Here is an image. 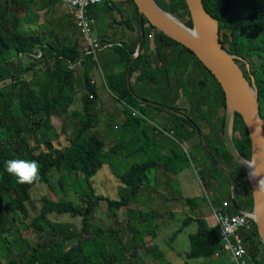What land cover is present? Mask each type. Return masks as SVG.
Returning <instances> with one entry per match:
<instances>
[{
	"label": "trees",
	"instance_id": "obj_1",
	"mask_svg": "<svg viewBox=\"0 0 264 264\" xmlns=\"http://www.w3.org/2000/svg\"><path fill=\"white\" fill-rule=\"evenodd\" d=\"M57 1L44 0V5L41 3L40 9L52 10ZM36 2L37 0H0V83L9 77L11 79L9 85L0 88V240L9 252L12 248L17 250V253L13 252L5 264H147L141 261L142 253L149 255L157 249L156 247L146 249L147 241L155 236L156 228H158V225H155L154 229L151 227L156 215L150 212H138L132 206L146 194V181L152 169L160 167L176 174L189 163L174 148H172L170 159L162 163L163 156L152 150L155 146L151 138L154 129L149 130L145 122L143 125L140 119L134 118L129 110L122 112L126 114L130 126L139 127V130L130 138L125 139L121 134L116 136L112 144L107 145L98 134L92 132L94 125L91 107L96 100L97 92L90 80V70L95 66V60L91 56L84 59L82 108H74L75 98L72 95L74 72L66 66L61 57L71 61L78 60L81 57L80 41L70 40V35L62 37L58 34L54 35L56 32L52 27L54 23L49 18L52 14H44V24L40 27V29L48 30L51 36L53 35L50 41L45 39L44 33L27 34L22 31L23 18L29 12L41 11L34 6ZM112 2V0L106 1L107 8L114 7L110 5ZM155 2L186 26L193 27L185 0H155ZM203 3L208 13L218 20L223 47L230 54L242 58V61L237 60V62L240 63L248 79L250 81L251 78L254 79V85L259 92L260 112L264 119L262 114L264 0H203ZM127 4L126 19L116 20V22L135 31L136 35L111 42V49L115 53L113 58L117 57V60L116 62L109 60L104 64L107 72L105 81L116 100L128 99L133 108L146 115V108L133 98L127 86L128 64L136 53L141 39L137 6L133 0H127ZM89 11L93 17L97 18L95 6ZM58 24L62 25V29L66 28L64 27L66 25V31L74 25L76 33H79L74 17L61 19ZM65 30L62 32H66ZM73 33L75 35V31ZM144 33L145 39L140 53L134 59L131 78L138 73L136 82L157 83L159 71L163 68L170 93L178 89V85L184 87L185 95L192 93L189 97L192 105L189 115H186L200 129L199 121L207 120L206 114L210 112L209 110L211 112L215 110L214 104L218 107L220 103L221 108H226L223 89L191 50L157 30L146 19H144ZM79 36L81 38L80 33ZM100 41L104 44L109 40L101 38ZM176 44L186 52L185 57L192 69L198 68L200 73L205 71L209 80L202 76L198 78V82L189 80L190 71L186 69L185 74L188 73L186 78L172 81L173 78L176 79L177 71L182 68L180 63L182 51L175 57V63L168 66L166 60H169L172 52L167 53L164 50ZM38 50L42 52L40 58H23L24 61L31 62L30 66H23V60L15 59L14 56L17 53L36 55ZM169 67L172 68L170 71L167 70ZM36 68L41 70V74ZM26 73L30 74L29 78L24 77ZM204 88H207L212 97L208 107L204 106L203 97L200 94ZM133 91L136 93L134 89ZM215 95L221 97L218 103L213 99ZM161 104L163 107L175 110L173 105L169 106L164 102ZM54 118L62 119L60 132L53 124ZM190 120L173 115L170 128L179 139L189 140L195 134L199 136ZM219 121L217 131L221 134V140L215 137V141L210 143L206 141L203 145L205 139H202V149L206 160L199 166L198 174L205 187L216 192L217 200L213 199L215 205H218L220 197L224 196L223 190L220 189L223 186L220 181L222 180L233 187L235 203L229 213H238V208L252 211V187L247 174L239 167L226 147L222 136L224 115ZM233 128L237 133L233 137L237 152L244 159L250 160L251 145L248 130L238 113L234 115ZM70 129L72 130L69 134ZM63 136L67 144L61 147L59 141ZM165 138L168 140V137ZM127 144L132 146L131 152L126 150ZM226 151L234 163H227L226 160V164L222 165L218 160V154H224ZM137 152L146 153L148 158L144 162L131 165L119 176L127 190L126 196L119 200H112L94 195L92 199L84 200L80 204L44 196L41 199L42 207L39 215L29 224L25 222L28 217L27 203L31 199L32 188L36 184H48L53 170L65 174L60 179V183L64 185L76 172L89 169L91 172L86 176L89 178L104 165L117 169L119 163L128 155ZM12 158H23L37 163L36 176L30 183L19 184L15 177L3 171V162ZM213 179L217 181L216 184H213ZM150 194L149 191L147 196L149 197ZM102 201L106 202L111 218H117L121 209L128 211L129 216L137 215V219L135 218L137 223L134 226L129 219L127 227L132 236L126 243L111 226L101 227L94 223ZM205 201L207 203L206 198ZM186 203L191 209H199L201 205V203L199 205L195 203V199H187ZM51 214L80 218L81 227L77 229L74 225L49 221ZM191 223H196L198 229L189 235L190 250L185 255L188 260L209 259L223 252V242L218 235V230L208 225L205 216H189L182 222V227ZM30 226L34 228L38 236L34 245H30L21 234L23 229ZM181 232L182 229L175 231L170 242ZM243 236L245 245L252 255L253 262L250 264L257 263L259 257L264 255V246L255 223L249 232L243 233ZM158 258L160 259L161 256ZM161 260L162 264H170L164 256Z\"/></svg>",
	"mask_w": 264,
	"mask_h": 264
},
{
	"label": "rangeland",
	"instance_id": "obj_2",
	"mask_svg": "<svg viewBox=\"0 0 264 264\" xmlns=\"http://www.w3.org/2000/svg\"><path fill=\"white\" fill-rule=\"evenodd\" d=\"M107 1V0H106ZM106 1L96 4V15L97 18L94 17L96 23L97 31L101 34L104 31L107 33L106 36L108 37L109 43L115 42L116 40L120 39L119 37L123 36L125 32H128V29L125 26L118 25L116 22L121 20H125L127 17V9L128 4L127 0H112L111 6L114 5L113 8H110L105 4ZM64 5V4H63ZM66 7V6H64ZM55 12L49 16L50 19H53V25L59 26L58 22L60 19H63L65 15L70 17V11L63 10L57 6L54 7ZM165 12L169 13L168 11L164 10ZM57 14L55 19L54 14ZM63 17H62V16ZM72 15V14H71ZM176 18V17H175ZM178 19V18H177ZM64 20V19H63ZM179 20V19H178ZM181 21V20H179ZM182 22V21H181ZM23 26V24H21ZM122 27V28H120ZM188 27V26H186ZM120 28V29H119ZM192 29V27H188ZM22 31H25L23 27L21 28ZM118 32V36L116 37L114 32ZM125 31V32H124ZM74 35V33H72ZM94 34H97L98 38L99 35L96 31ZM77 36V38H75ZM104 38H107V37ZM110 37V38H109ZM74 38L81 41L79 33H75ZM110 44L107 42L104 43L106 46L104 49L100 50L97 53V60L95 61L94 71L96 72V76L100 81H102V86H104V79L107 76V72L105 71V60L107 56H111L113 58L115 53L113 49H111ZM182 47L180 45H171L165 48V52L171 53V56L166 60L168 66H172L176 61V56L181 50ZM170 50V51H169ZM182 57L180 59L181 67L177 71L176 79L173 78L172 81H177L179 78H186L188 76L185 74V70L188 69L190 71V79L194 82H198V78L201 76L206 80H209L206 72L200 73L198 68L192 69V66L188 64V60L185 57L186 52L182 51ZM22 59V58H21ZM19 59V60H21ZM23 66H30V61H24ZM82 67L76 70V74H80L82 78ZM172 68H167L170 71ZM37 72L41 74V70L36 68ZM182 72V73H181ZM171 74V73H170ZM182 74V75H181ZM139 74L133 75L131 78V87L136 91V94L139 96L146 97L153 101H157L158 103L164 102L169 106H175V99H177L176 105L179 107L180 110H183V114L189 115L190 108H191V101L190 96L192 93L185 95L184 87H180L178 85V89L173 90L172 93L169 92L168 89V79L166 78L165 71L163 68L159 71V77L157 83H150L148 81L136 82L134 79H138ZM24 77L29 78L30 74H24ZM136 79V80H137ZM10 77L7 78L2 86H7L10 84ZM83 82V81H82ZM81 83V82H80ZM83 84V83H82ZM82 84L80 86L82 87ZM106 84V83H105ZM193 86V85H192ZM105 87V86H104ZM106 89H108L106 85ZM107 91V90H106ZM109 96L110 94L107 93ZM176 94V95H175ZM203 97L204 106L208 107L209 102L211 101L212 97L208 93L207 88H204L200 93ZM137 95V96H138ZM82 96V95H81ZM259 96V92H258ZM111 99H113L111 97ZM213 99L216 103L221 100L219 95L213 96ZM114 104L119 106L122 111H130L134 118L140 119L138 114L134 113L133 110L128 106L129 102L128 99L126 100H116L115 97L113 99ZM112 101V102H113ZM111 105V103H110ZM74 108H82V97L78 98V103L75 101ZM214 111L206 114L207 120L199 121L201 128L200 131L203 135L197 136L196 134L191 137L189 140L186 139H179L175 134L173 137L178 141L175 142L174 138L165 139L164 136H158L159 142L164 143L167 142L169 145L177 151V153L189 163L187 167H185L182 171L178 173L167 172L160 167L152 169V171L148 174V180L146 181V189H145V196L143 195L144 199H141L143 205V210L140 212L147 213L150 212L155 214L156 217L152 221L151 227L154 229L155 225H158L156 228V234L152 239L147 241L146 249L156 247V251L151 252L149 255H144L142 253V262H147V264H162L161 259L164 253V257L166 258L167 262L170 264H231L230 258L226 252H222L216 255L213 258L209 259H187L185 257L186 253L190 250V241L189 235L195 233L198 229L196 223H191L187 226L182 227V222L189 216H196V217H203L211 218V211L208 208V204L204 199H207V196L210 198L212 196H216V192H212L211 189L204 187V182L200 179L198 174L199 166L203 164L206 160V155L204 150L202 149V139H205L204 143H210L215 141V137L221 140V134L218 133L217 128H219L220 121L219 119L224 115L225 109L220 107V103L218 107L213 105ZM124 109V110H123ZM148 112L150 114H148ZM146 116H143L144 122H153L159 127H165L164 122L157 119L154 116L153 109H146ZM262 114H264V100L262 101ZM57 122H62V119L55 118ZM57 129L61 124L56 123ZM69 131V134L71 133ZM167 131L169 128L166 129ZM137 129L136 126H130L127 130H123L121 133L125 137V139L130 138L136 133ZM116 133L107 134L105 136V142L107 145H110L115 140ZM171 136L172 134L169 133ZM102 135V134H101ZM219 135V136H218ZM234 128L231 129V137L236 136ZM199 137V138H198ZM163 140V142H162ZM61 147H64L67 144V140L63 136L59 141ZM108 147V146H107ZM227 147V146H226ZM228 149V148H227ZM126 150L131 152L133 150L130 144L126 145ZM153 150V149H152ZM227 153V154H226ZM224 154H218V160L221 162L222 165L227 163H234V160L230 157L228 151ZM132 154V153H131ZM156 154V153H155ZM230 157V158H229ZM148 158L147 154L144 152H137L133 155H128L119 165L117 169H112L108 165H104L95 175L86 178L87 175L90 174V170L86 169L80 172H76L72 174V179H70L66 184H61L60 179L63 173L57 172L53 170L50 175V180L48 184H36L31 190V199L27 203L28 209V217H26L25 222L29 224L33 218L39 215L42 207L41 199L44 196L51 197L53 199H63L66 201H72L76 204L82 203L84 200L92 199L94 195H100L112 200H119L122 197L127 195V190L125 186L121 183L119 176L122 175L126 170H128L131 165L136 163H141L146 161ZM162 163L166 162L164 158H162ZM226 167V166H224ZM86 178V179H85ZM223 186L220 188L223 190L224 197L225 196H233V187L229 184H226L224 181L220 180ZM216 180L213 179V184H216ZM149 191L151 192L150 196L151 199L146 196ZM148 199H147V198ZM147 199V200H146ZM187 199H195V203L199 205L201 203L199 209H191L187 205ZM217 200V197H214ZM228 199V197L226 198ZM145 200V201H144ZM222 201V200H221ZM220 201V203H221ZM204 202V203H203ZM219 203V204H220ZM134 206V205H133ZM132 206V207H133ZM131 207V208H132ZM134 209V207H133ZM135 210V209H134ZM137 215L130 214L125 209H121L119 211V215L117 218H111L109 216V211L107 209V205L105 201L101 202L100 209L98 211V215L94 223L97 226L101 227H108L111 226L114 230H117L119 237H122L124 243H126L129 238L132 236L129 230L128 223L129 219L131 220V224L134 226L137 223ZM48 220L52 222H58L68 225H74L77 229L81 227V219L74 218L70 215H57L51 214L49 215ZM15 229V228H14ZM179 229H182V232L178 234L176 238L172 242H170V238L173 233ZM23 238L29 242L30 245H34L37 240L38 236L35 233L33 227H27L21 231ZM111 241V240H110ZM26 249V247H25ZM29 249V248H28ZM27 249V250H28ZM17 253V250L12 248V251L9 252L8 248L4 246L2 240H0V264H5L7 260L10 258L12 253ZM29 252V251H28ZM163 252V253H162ZM162 253V255H161ZM161 256L159 259L158 257Z\"/></svg>",
	"mask_w": 264,
	"mask_h": 264
},
{
	"label": "water",
	"instance_id": "obj_3",
	"mask_svg": "<svg viewBox=\"0 0 264 264\" xmlns=\"http://www.w3.org/2000/svg\"><path fill=\"white\" fill-rule=\"evenodd\" d=\"M139 13L140 35L136 53L129 61L126 80L129 92L133 98L141 103L160 107L159 104L149 102L134 93L131 87V72L134 59L141 50L145 39L144 19L157 30L191 50L202 64L212 73L225 94L226 108L224 117L223 137L226 146L240 168L247 174L253 192L254 221L261 242L264 246V119L259 105L258 89L245 75L237 60L241 57L230 54L222 45L218 20L206 10L203 0H185L193 23L191 32L177 27L167 19V13L155 0H133ZM175 17V16H173ZM177 19V18H176ZM183 23V22H182ZM184 24V23H183ZM185 25V24H184ZM186 26V25H185ZM188 28V27H187ZM189 29V28H188ZM249 69V65H247ZM238 113L248 130L251 145V159L246 160L239 155L231 137L233 119ZM190 120L189 118H187ZM199 136H202L197 125L190 120ZM209 153V151H208ZM244 162L252 164L253 176L249 175ZM234 197V196H233ZM232 197L233 203H235ZM238 212L244 210L238 208Z\"/></svg>",
	"mask_w": 264,
	"mask_h": 264
},
{
	"label": "built area",
	"instance_id": "obj_4",
	"mask_svg": "<svg viewBox=\"0 0 264 264\" xmlns=\"http://www.w3.org/2000/svg\"><path fill=\"white\" fill-rule=\"evenodd\" d=\"M104 1L106 0H58L59 3L68 7L81 35V57L76 61L61 57L66 66L73 72L83 66L84 59L87 56H91L96 61L97 53L106 47L94 34L95 19L89 11L91 7ZM14 56L15 59L40 58L42 52L38 50L36 55L33 53H17ZM3 83H0V88L3 87ZM158 132L166 133L157 127L156 133ZM166 134L171 136L169 133ZM206 200L218 230V235L223 242V252L228 254L231 264L252 263V255L245 245L243 236V233L249 232L253 223H255L252 211L244 210L243 212L229 213L233 205L232 197L222 200L218 205H215L209 196ZM254 264H264V255L260 256L259 261Z\"/></svg>",
	"mask_w": 264,
	"mask_h": 264
},
{
	"label": "crops",
	"instance_id": "obj_5",
	"mask_svg": "<svg viewBox=\"0 0 264 264\" xmlns=\"http://www.w3.org/2000/svg\"><path fill=\"white\" fill-rule=\"evenodd\" d=\"M41 3H43V5H44V0H37V2L35 3L34 6H36V8L40 9V4ZM55 6H57L59 8H62L63 10L69 11V9H68V7L66 5H63V4L59 3L58 1H57V4ZM64 6H66V7H64ZM40 10L41 11L29 12L28 15L23 18V21H22L23 26L22 27H23V29L25 30V32L27 34H35L37 32L41 33V34L44 33L45 34V36H44L45 39L50 41L51 39H53V35L51 36V34L49 33L48 30H45L44 28L40 29V27L44 24V14L45 15H47V14L50 15V14L55 12V9L53 8L52 10H50V9L49 10L48 9H40ZM54 17L56 19V17H57L56 13L54 14ZM66 18H73V15L70 14V17L68 15H65L63 17V19H66ZM96 23L97 22L95 21L94 31H96L98 33L99 39L104 38L107 33L104 31V33L100 34L97 31ZM117 24L121 25L119 23H117ZM52 27L57 32V33L55 32L54 35L58 34L59 37L60 36L62 37L64 35H70L71 36L70 40H72V39L76 40L75 38H77V36H75V38H73L74 36H72L73 35L72 34L73 31H75V33H76V28L74 27V25H73V28H71L68 31L65 30L67 28L66 25H64V27H66L64 29H62L63 28L62 25L52 26ZM120 28H122V27H120ZM64 30L66 32H62ZM119 31L120 30H118L117 32H114V34H116V37L118 36V32ZM95 35L97 36V34H95ZM135 35H136L135 31H132V30L128 29V32H125L123 34V36H121L119 38L120 39H122V37L132 38ZM120 39H118L116 41H119ZM107 43L109 44V41H107ZM110 46H112V44H110ZM109 60L113 61V62H116L117 57H115V59H114V58H111V56H107V59L105 60V63H107ZM83 72H84V70L82 69V72H81L82 75H83ZM136 74H138V73H136ZM136 79H134V81H136ZM90 80H91V83L95 86V89H96V92H97L96 100H95L93 106L91 107L92 113H93V125H94V128L92 129V132L98 134L101 137V139L104 140V141H106L105 140V136L107 134L116 133L115 136L121 135L122 134L121 132L123 130L125 131V130H127L128 127H130V123L127 120L126 114L122 112V110H121V108L119 106H116L114 104V101H113L114 96L109 91V89H106V84H105L106 81H105V79H104V82H105L104 83L105 87H104V86H102V81H100L98 79V77L96 76V72L94 71V67L90 70ZM72 84H73V86H72V95L74 96L75 101H77V103H78V98L82 97L83 94H84V77L82 76V78H81V75L79 73L76 74L74 72V77H73V83ZM80 84H82V87L80 86ZM107 93H109L110 96ZM111 97L113 99H111ZM110 103H111V105H110ZM52 121H53V124L55 125L56 128H57L56 123L61 124V122H57L55 120V118ZM60 128H61V126H60ZM138 128L139 127L136 128L137 131L139 130ZM58 130H59V128H58ZM151 138H152L153 142L155 143V146H153L152 149L155 150L156 152H159V154L163 156L162 158H164L166 161H168L170 159V157H171V151L173 150L172 147L167 142H164V143L159 142L158 143V141H159L158 136H155V135L153 136L152 135ZM162 142H163V140H162ZM167 172H169V171H167ZM204 187H205V185H204ZM214 197L215 196L211 197L212 201H213ZM231 197H232V195H231ZM144 198L141 197V199H144ZM148 198L151 199V197H148ZM226 198H227V196L220 197V201L221 200H225ZM141 199H140V201L137 204H135L133 206L134 209L137 210L138 212L143 210V208H144L143 206H146V205H143ZM205 219H206V222L208 223L209 226H213L214 228H216V225H215V222H214L213 218L211 219V218H207L206 217ZM162 253H161V255H162ZM163 256H164V253H163Z\"/></svg>",
	"mask_w": 264,
	"mask_h": 264
},
{
	"label": "flooded vegetation",
	"instance_id": "obj_6",
	"mask_svg": "<svg viewBox=\"0 0 264 264\" xmlns=\"http://www.w3.org/2000/svg\"><path fill=\"white\" fill-rule=\"evenodd\" d=\"M189 64V63H188ZM141 98H143V99H145V100H147V101H149V102H155V103H157V104H159V106L160 107H157V106H153V105H151V104H145V103H142L143 105H144V107L146 108V109H153L154 110V116L157 118V119H159V120H161L162 122H164V124H165V127H159V126H157L155 123H153V122H151V123H149L148 121L147 122H145V126L149 129V130H152V129H154L153 130V135H155V136H160V135H162V136H166V137H168V138H174L173 137V134H175V132H174V130L172 129L171 130V128H169L170 127V124H171V121H172V117H173V115H177V116H179V117H186V118H189L187 115H184L183 114V110H180L179 109V107L176 105V103L178 102L177 100L175 101V110H173V109H168V108H166V107H163V105L161 104V102L160 103H158L157 101H153V100H151V99H148V98H146V97H143V96H140ZM141 103V102H140ZM130 108H131V110H133V112L134 113H136V114H138V116L140 117V121H141V123L143 124V119H144V117L143 116H146V115H143L141 112H139V110H137V109H135V108H133L130 104L128 105ZM149 106V107H148ZM160 108V109H159ZM124 110V109H123ZM148 114H150L149 112H148ZM224 117H225V113H224ZM144 125V124H143ZM157 127L158 128H160L161 130H163L164 132H166V133H172V136H169V135H167L166 133H163V132H158V133H156L157 132ZM167 128H169V130L167 131L166 129ZM223 136V135H222ZM175 139V138H174ZM223 139H224V137H223ZM175 142H177L178 143V141L175 139L174 140Z\"/></svg>",
	"mask_w": 264,
	"mask_h": 264
},
{
	"label": "clouds",
	"instance_id": "obj_7",
	"mask_svg": "<svg viewBox=\"0 0 264 264\" xmlns=\"http://www.w3.org/2000/svg\"><path fill=\"white\" fill-rule=\"evenodd\" d=\"M3 171L15 177L17 183L26 184L36 176L37 163L33 160L12 158L3 162Z\"/></svg>",
	"mask_w": 264,
	"mask_h": 264
},
{
	"label": "bare ground",
	"instance_id": "obj_8",
	"mask_svg": "<svg viewBox=\"0 0 264 264\" xmlns=\"http://www.w3.org/2000/svg\"><path fill=\"white\" fill-rule=\"evenodd\" d=\"M167 19H168L171 23L175 24L177 27L182 28V29H184L185 31L191 32L190 29H188V28H187V27H186L181 21H179V20L176 19L175 17H173V16L167 14ZM244 166L246 167V169H247L249 175H250L251 178H252V176H253V167H252V164H251V163H248V162H244Z\"/></svg>",
	"mask_w": 264,
	"mask_h": 264
}]
</instances>
